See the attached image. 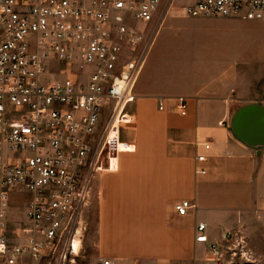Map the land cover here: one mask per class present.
<instances>
[{
  "label": "built area",
  "instance_id": "obj_1",
  "mask_svg": "<svg viewBox=\"0 0 264 264\" xmlns=\"http://www.w3.org/2000/svg\"><path fill=\"white\" fill-rule=\"evenodd\" d=\"M160 3L0 0V264L24 258L76 264L91 180L127 150L120 148L121 129L134 123L127 107L148 47L174 6L170 0L160 13ZM177 10L264 20V0H191ZM154 21L156 28L148 30ZM175 108L185 116L187 100L177 97ZM205 161L196 155L197 175L205 174ZM19 207L23 221L11 216ZM191 208L187 200L174 205L180 216ZM236 236L227 231L223 240ZM195 242L207 244L220 261L204 223L196 227Z\"/></svg>",
  "mask_w": 264,
  "mask_h": 264
},
{
  "label": "crops",
  "instance_id": "obj_2",
  "mask_svg": "<svg viewBox=\"0 0 264 264\" xmlns=\"http://www.w3.org/2000/svg\"><path fill=\"white\" fill-rule=\"evenodd\" d=\"M178 7L167 10L163 20L175 13L173 30L153 44L156 30L135 83L127 107L134 123L121 129L126 139L120 133L127 150L91 180L82 250L94 259L211 264L208 245L195 242L199 223L212 244L222 246L224 233L238 229L264 241V146L247 145L231 128L241 108H264V54L244 61L229 33L202 29L241 19L191 17ZM180 96L185 116L175 108ZM198 154L206 158L204 175L195 173ZM182 200L192 205L184 216L174 210Z\"/></svg>",
  "mask_w": 264,
  "mask_h": 264
},
{
  "label": "rangeland",
  "instance_id": "obj_3",
  "mask_svg": "<svg viewBox=\"0 0 264 264\" xmlns=\"http://www.w3.org/2000/svg\"><path fill=\"white\" fill-rule=\"evenodd\" d=\"M191 0H174L175 5H183ZM170 0H161L160 9L167 7ZM166 9V8H165ZM167 15L165 20L162 21L153 44L160 41L163 34L169 32L172 27L169 26L175 14L173 10ZM157 18V16H156ZM204 27V26H203ZM198 29V28H196ZM201 29V28H199ZM203 30H209L208 32H220L225 31L230 35V44L235 42V45L240 48V56L242 60L247 62H256L254 57H259L264 54V20L249 21L246 19L235 20L229 24H215L209 25ZM173 30V29H172ZM220 34V33H219ZM152 48V47H151ZM256 60V61H255ZM248 63H246V66ZM121 140L127 138V133L122 130ZM17 198V197H16ZM11 216L18 221H23V210L21 207L16 209ZM237 233V240H223V244L218 245L220 254L222 255L219 262H215L213 256H210L209 261L211 264H264V241L262 237H253L251 239L247 232L243 230H230ZM95 259L89 252L87 246H83V250L79 258L76 260V264H92ZM19 264H54L52 260L42 259L35 260L31 258H24Z\"/></svg>",
  "mask_w": 264,
  "mask_h": 264
},
{
  "label": "water",
  "instance_id": "obj_4",
  "mask_svg": "<svg viewBox=\"0 0 264 264\" xmlns=\"http://www.w3.org/2000/svg\"><path fill=\"white\" fill-rule=\"evenodd\" d=\"M231 128L247 145L264 146V108L255 105L241 108L233 117Z\"/></svg>",
  "mask_w": 264,
  "mask_h": 264
}]
</instances>
